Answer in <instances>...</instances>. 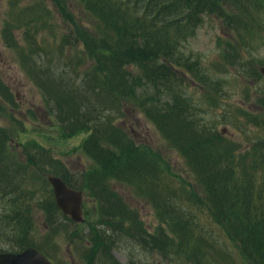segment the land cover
I'll use <instances>...</instances> for the list:
<instances>
[{
  "label": "trees",
  "instance_id": "trees-1",
  "mask_svg": "<svg viewBox=\"0 0 264 264\" xmlns=\"http://www.w3.org/2000/svg\"><path fill=\"white\" fill-rule=\"evenodd\" d=\"M53 1L60 12L68 4L79 10L88 19L89 29L81 31L75 25L74 31L53 45L64 54L56 51L60 60H41L33 47L19 53L20 65L41 92L47 115L55 118L65 136L90 132L84 151L98 171L83 174L75 182L63 168L50 170L53 158L34 143L21 145L25 157L18 161L12 144L16 132L0 130V195L14 204L6 222L14 225L19 250L33 247L49 257L45 247L30 237L36 201L49 228L60 222L78 226L57 208L47 180L52 175L96 200L97 223L86 235L87 264H120L112 252L129 241L165 260L179 261L182 256L190 264H264V89L254 100L255 111L234 106L233 114L227 110L221 116L226 126L244 135L253 129L249 143L223 135L218 124L210 127L199 121L198 108L186 93V78L198 80L207 105L216 108L221 83L211 77L214 72L236 71L258 82L264 78L258 70L263 65L258 53L264 49V0ZM40 8L39 16L35 15L38 9L26 7L16 19L30 24L34 15L30 20L37 24L42 14L49 18V9ZM211 17L220 20L229 41L206 71L182 48ZM46 26V21L40 24ZM10 32L5 30L4 37L12 47ZM27 41L35 44L34 34H28ZM3 105L12 108L16 103L0 78V112ZM129 109L142 114L178 152L201 193L174 180L166 159L133 139L120 123ZM32 153L41 154L38 158ZM30 169H37L45 185L40 193L27 187L32 184ZM112 183L124 185L149 204L169 224L173 238L163 232L159 237L148 234ZM202 214L219 225L238 252L227 253L219 247L218 237L205 236ZM20 216L25 220H19Z\"/></svg>",
  "mask_w": 264,
  "mask_h": 264
},
{
  "label": "rangeland",
  "instance_id": "rangeland-1",
  "mask_svg": "<svg viewBox=\"0 0 264 264\" xmlns=\"http://www.w3.org/2000/svg\"><path fill=\"white\" fill-rule=\"evenodd\" d=\"M42 5L49 9L51 15L48 18L46 14H42L43 19L39 20L40 22L37 24L30 20L34 18V15L30 16V24H28L20 22V18H17L19 19L17 21L13 14L15 8L32 7L38 9L35 15L39 16L41 9H43L40 8ZM58 6L53 0H0V78L10 87L16 103L12 108L3 105L4 110L0 112V130L7 133L16 132L12 136L14 139L12 144L17 150L18 156L15 158L18 161L25 157L21 145L37 144L48 151L47 157L53 158L50 170L63 168L75 182H79L82 180L83 174L98 171L95 161L84 151V144L90 137V132H81L69 137L64 135L55 118L47 115L41 92L22 70L19 60L21 51L32 50L33 47L38 48L36 57H40L41 60H60L57 52L63 56L64 54L60 53L58 48L55 50L54 46L59 43L61 37L64 34L69 35L71 29L74 31L75 25L81 31L89 29L88 19L79 10L68 4L65 10L60 12ZM44 21H46L47 26L41 28L40 24ZM8 25H11L12 28H7ZM8 29H11L8 35H12V41L15 45L12 47L7 44L4 37V31ZM28 34H34L35 44L29 45ZM227 39L229 38H227V33L224 34L220 20L211 17L205 20L203 26L197 30L196 36L183 46L182 51L199 60V66L207 71L215 61L219 60L221 47L225 41H229ZM46 47L53 52H48L50 50ZM67 48L68 46L65 49ZM78 48L79 50L83 49L82 42L79 43ZM258 55L263 62V65L262 63L258 65L260 71L264 67V49ZM132 70L137 72L134 67ZM211 77L214 81L221 83V92L216 108H210L207 105L204 98L205 89L199 81L185 77L186 93L192 98L194 106L198 108L199 121L209 124L210 127L218 124L219 126L216 128L223 135L226 134L239 142L249 143L248 137L253 136L250 132L253 129L249 128L244 135L242 132L226 126L221 116L227 110L233 114L234 106L255 111L254 100L259 96L260 90L264 89V78L258 82L256 78H242L236 71L214 72ZM246 98L249 99L248 102ZM120 123L130 132L137 143L150 146L166 159L174 180L183 181L191 190H195L197 194L201 193L184 160L142 114L129 109L126 112V117ZM10 144L11 142L9 146ZM244 146L246 147V144ZM40 154L32 153L38 158ZM28 174V180L32 184L27 187H33V190L40 193L45 185L39 180V172L37 169H30ZM111 187L136 212L148 234L159 237L163 232L167 238H173L169 224L158 218L149 204L136 198L131 190L124 185L112 183ZM49 190H52L50 186ZM82 192L84 193L83 213L85 221L78 224L77 228L68 226L66 222H60L55 228H49L45 212L39 209L38 201L34 203V209L31 211L34 227L30 237L34 239L37 245L45 247L49 254L48 258L53 264H87L85 256L88 253L89 241H87L86 235L90 232V228L95 226L98 218L96 200L90 197L85 190ZM11 206L14 204L0 195V254H19L24 251L19 250V240L14 238V225L6 222V217L14 212L11 210ZM19 220L25 219L20 216ZM200 220L202 227L207 231L205 232L207 238L218 237L219 247L227 253L234 254L233 251H237L228 237L223 232V234L221 233L219 225L203 214L200 216ZM51 235L52 239L49 240ZM112 253L115 260L120 264H190L182 256H180L181 260L179 261L165 260L159 254L146 251L130 241L128 244L119 245ZM95 264L100 263L96 261Z\"/></svg>",
  "mask_w": 264,
  "mask_h": 264
},
{
  "label": "water",
  "instance_id": "water-1",
  "mask_svg": "<svg viewBox=\"0 0 264 264\" xmlns=\"http://www.w3.org/2000/svg\"><path fill=\"white\" fill-rule=\"evenodd\" d=\"M261 73L264 75V68ZM56 205L65 216L77 224L83 223V193L73 190L60 178L49 176ZM0 264H53L40 251L28 248L19 254H0Z\"/></svg>",
  "mask_w": 264,
  "mask_h": 264
},
{
  "label": "bare ground",
  "instance_id": "bare-ground-1",
  "mask_svg": "<svg viewBox=\"0 0 264 264\" xmlns=\"http://www.w3.org/2000/svg\"><path fill=\"white\" fill-rule=\"evenodd\" d=\"M23 11H24V9L15 8V9L13 10V14H14V15H16V14H20V12H23Z\"/></svg>",
  "mask_w": 264,
  "mask_h": 264
}]
</instances>
